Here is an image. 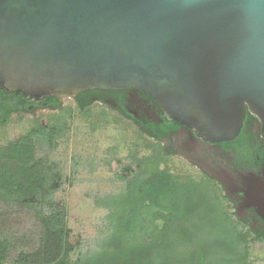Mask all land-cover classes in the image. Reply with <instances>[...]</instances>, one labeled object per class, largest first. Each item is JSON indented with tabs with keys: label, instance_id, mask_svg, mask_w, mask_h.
<instances>
[{
	"label": "water",
	"instance_id": "obj_1",
	"mask_svg": "<svg viewBox=\"0 0 264 264\" xmlns=\"http://www.w3.org/2000/svg\"><path fill=\"white\" fill-rule=\"evenodd\" d=\"M0 90H133L209 143L247 111L264 132V0H0ZM249 197L264 211V189Z\"/></svg>",
	"mask_w": 264,
	"mask_h": 264
},
{
	"label": "trees",
	"instance_id": "obj_2",
	"mask_svg": "<svg viewBox=\"0 0 264 264\" xmlns=\"http://www.w3.org/2000/svg\"><path fill=\"white\" fill-rule=\"evenodd\" d=\"M0 90V97H6ZM15 95V94H9ZM19 99L24 98L17 95ZM14 109L0 101V125ZM69 108L33 121L23 135L0 147V202L30 212L38 226L37 243L17 244L0 234V264H255L250 240L226 210L222 191L209 179L174 174L164 155H130L124 189L103 204L114 224L99 251L74 258L65 202L56 194L65 181L60 162L37 154L54 151L70 129ZM84 118L90 110H77Z\"/></svg>",
	"mask_w": 264,
	"mask_h": 264
},
{
	"label": "rangeland",
	"instance_id": "obj_3",
	"mask_svg": "<svg viewBox=\"0 0 264 264\" xmlns=\"http://www.w3.org/2000/svg\"><path fill=\"white\" fill-rule=\"evenodd\" d=\"M84 118L74 112L70 129L58 141L54 151L48 152L42 145L37 154L60 162L65 181L56 194V200L65 202L68 208L67 222L71 241L76 246L74 258L99 251L103 239L114 224L110 219L111 209L103 204L124 189L123 168L129 164L130 155L148 156L153 144L138 130L109 111L100 114L97 110ZM50 116L44 112H24L13 115L0 125V147L16 140L33 126L35 119ZM57 114V113H56ZM53 115V114H52ZM162 166L174 174L200 176L179 160L164 157ZM226 210L229 206L225 202ZM39 226L30 212L10 207L0 202V234L5 233L13 242V257H17V244L28 241L37 243ZM244 231V229H243ZM248 237L249 235L244 231ZM250 242L251 261L264 264V247Z\"/></svg>",
	"mask_w": 264,
	"mask_h": 264
},
{
	"label": "flooded vegetation",
	"instance_id": "obj_4",
	"mask_svg": "<svg viewBox=\"0 0 264 264\" xmlns=\"http://www.w3.org/2000/svg\"><path fill=\"white\" fill-rule=\"evenodd\" d=\"M0 101L15 110L9 118L24 112L47 111L52 115L66 108L76 112L97 110L100 114L109 111L135 127L165 157L179 160L200 178L212 181L222 191L229 213L248 233L251 243L264 247V211L256 201L247 199L253 190L264 189V132L260 121L249 111L234 139L209 143L169 119L148 96L133 90H93L75 98L48 97L37 101L8 94ZM48 115L39 119L42 125H46ZM205 171L216 178H210Z\"/></svg>",
	"mask_w": 264,
	"mask_h": 264
},
{
	"label": "bare ground",
	"instance_id": "obj_5",
	"mask_svg": "<svg viewBox=\"0 0 264 264\" xmlns=\"http://www.w3.org/2000/svg\"><path fill=\"white\" fill-rule=\"evenodd\" d=\"M247 199H249V200H250V197L248 196V198H247ZM249 200H248V202L252 203V202H251V201H249Z\"/></svg>",
	"mask_w": 264,
	"mask_h": 264
}]
</instances>
